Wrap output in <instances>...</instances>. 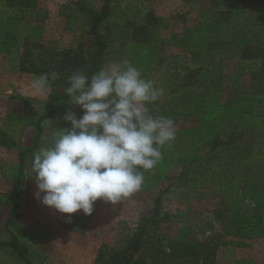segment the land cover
<instances>
[{
	"label": "rangeland",
	"instance_id": "obj_1",
	"mask_svg": "<svg viewBox=\"0 0 264 264\" xmlns=\"http://www.w3.org/2000/svg\"><path fill=\"white\" fill-rule=\"evenodd\" d=\"M80 3L99 8L102 2L38 0L36 10L24 11L16 16L0 10V132L4 131L7 140L14 141L9 147L0 145V197L15 182L20 151L32 144L34 131L31 120L23 115L22 99H29L33 108L39 111L45 106L51 92L50 87L39 94L34 92L30 86L34 74L21 72L18 67L19 59L24 52L34 58H57L59 55L56 53L59 51L75 49L80 42L87 44L90 37L82 30L85 17L78 9ZM201 11L211 14L209 0H197L194 3H186L184 0H113L111 16L100 27L109 40L102 68L122 60L131 61L141 71L143 78L153 80L157 87L164 90L163 95L155 102L157 104L174 97L170 90L177 83L188 82L187 90L205 94L207 123L201 127V131L193 133V117L181 113L174 123L175 141L171 147L161 149L162 160L154 169L145 172V183L140 191L116 204L98 199L91 215H85L82 211L71 214L75 219L72 222L67 220V223L81 232V237L73 242L86 247V251L93 254V261L90 262V255L82 253L78 256L83 260L81 263L94 264L100 251L108 252L132 233L141 215L150 212L155 197L161 192L163 220L158 231L161 241H180L193 234L201 241L216 244V264H264V234L257 238H246L225 232L224 222L231 202L228 195H232V189L242 200L243 209L249 210L253 206V200L240 188L242 181L236 169L234 172H216L219 165L215 164L201 182L199 177L203 165L200 164L198 172L193 164L186 170L185 183L178 181L183 164L187 162L183 155L200 158L207 151V141L215 134L219 133L224 138L235 124L244 127L240 119L229 116L227 109L222 108L224 99L230 96L236 83L247 85L250 81V72L242 67L240 53L235 50L224 54L217 52L214 56L205 58L203 54L191 55L184 48L187 43L184 37L190 29L195 30L198 40L206 36L224 37V28L208 24H205L203 36L197 35L202 32L196 28ZM141 25L146 26V34L140 30ZM134 29H138L139 33L143 32L139 40L143 41L145 38L147 42V46L142 47L139 53L134 51ZM61 104L62 101L56 103L58 107ZM186 105L183 103L180 109ZM79 114L82 115V111ZM255 117L258 119L256 131L264 129V114ZM62 121L48 118L42 122L47 137L53 128L59 130L70 127L68 122ZM263 152L264 135L261 139H255L251 155L242 160V171L239 170L244 172L242 177L252 181L260 179L264 183V161L255 160ZM221 154L230 164L235 160L226 151ZM30 165L31 158L26 156L23 173L26 181L31 175ZM212 172H216L214 177L210 176ZM34 177L35 174L26 182L29 193L23 208L29 214L19 226L12 228L22 237H43V248L45 252H49L50 248H55V242H59L58 234L63 232L59 230L56 218L64 219L68 214L44 206L35 198L37 190ZM32 205L36 206V214L30 213L33 212ZM6 237L7 233L0 224V239ZM65 243L64 245H70V242ZM29 258L39 262L38 256L30 250ZM60 259L54 257L53 253H48L45 263L60 264ZM0 262L17 263L20 259L0 247Z\"/></svg>",
	"mask_w": 264,
	"mask_h": 264
},
{
	"label": "trees",
	"instance_id": "obj_2",
	"mask_svg": "<svg viewBox=\"0 0 264 264\" xmlns=\"http://www.w3.org/2000/svg\"><path fill=\"white\" fill-rule=\"evenodd\" d=\"M186 3H194L197 0H184ZM99 8H92L85 3L78 5L79 11L85 17L83 32L90 37L89 42L78 43L75 49L62 50L56 53L57 58H34L24 52L18 62L19 70L23 73L34 75L57 73V79L50 81L51 92L47 96L44 110L37 112L29 99H22L23 115L31 120L33 137L31 146L19 153L18 171L12 189L0 197V205L8 208L9 216L3 223V230L8 233V239H0V247L9 250L20 259V262H0V264H41L30 260L29 250L25 244L10 229V224L20 214L18 198L23 194L24 188V159L29 156L32 161L33 154L43 144L47 137L42 127V122L48 118L54 121L63 120L66 111H72L79 118L81 109L71 105L65 89L69 86L68 77L77 71H84L91 76L102 68L103 59L108 53L109 40L107 34L100 30L101 25L111 16L113 0H101ZM211 14L201 11L197 19V29L205 33V24L224 28L222 38L205 37L198 40L195 30L187 31L184 40V48L191 55H201L205 58L214 56L217 52L222 54L235 50L240 53L242 67L250 72L249 84L238 82L231 91L229 97L223 101L222 108L227 109L231 117L242 121L244 127L234 125L233 129L224 138L217 133L207 141V151L200 158H191L183 155L187 162L183 164L182 172L178 177L180 183H185L186 170L195 164L199 172L200 164L203 165L200 180L206 177L208 170L213 165H219L216 172L237 170L241 183V189L253 200V206L249 210L243 209L241 199L232 189V195H228L231 201L228 206V217L224 222L225 232L230 235H239L246 238H257L264 234V183L260 179L253 181L242 177L241 162L252 153L255 139L263 138L264 129L256 131L258 119L255 116L264 114V0H209ZM38 0H0V10L10 12L16 16L24 11L37 9ZM140 30L145 33L146 26L141 25ZM138 29L133 30L135 38L134 51L139 53L141 48L147 46V42L139 40L142 33ZM146 34V33H145ZM188 82H181L170 90L174 97L168 101L150 105L155 115L169 117L175 123L181 113L193 117L194 125L191 132L201 131V127L207 123L206 100L203 92H191L187 90ZM182 89V91H181ZM57 101H62L58 107ZM186 103V107L180 109ZM71 105V106H70ZM14 141L7 140L6 133L0 132V145L12 146ZM226 151L235 159L232 164L222 156ZM162 152V150H161ZM255 158V156H253ZM190 160V161H189ZM256 161H264V152ZM223 162V163H220ZM208 166V167H204ZM220 165L222 166L220 168ZM264 165H262V169ZM216 172L210 173L211 177ZM204 180V179H203ZM231 181L233 178L230 179ZM160 192L154 199L153 207L148 213H143L136 223L134 231L124 237L117 246L108 252L100 251L94 264H216L217 246L213 242L201 241L195 235L190 234L183 240H172L164 243L158 236L160 223L163 220L161 212ZM67 228H75L71 224H65Z\"/></svg>",
	"mask_w": 264,
	"mask_h": 264
},
{
	"label": "clouds",
	"instance_id": "obj_3",
	"mask_svg": "<svg viewBox=\"0 0 264 264\" xmlns=\"http://www.w3.org/2000/svg\"><path fill=\"white\" fill-rule=\"evenodd\" d=\"M57 73L34 75L31 88L42 93ZM65 89L77 118L66 111L70 127L53 128L33 154L35 198L69 216L91 215L99 199L116 204L140 191L145 172L162 160L161 149L171 147L176 128L171 118L152 113L150 105L163 89L145 79L131 61L114 62L91 76L77 71ZM70 105V106H71Z\"/></svg>",
	"mask_w": 264,
	"mask_h": 264
},
{
	"label": "crops",
	"instance_id": "obj_4",
	"mask_svg": "<svg viewBox=\"0 0 264 264\" xmlns=\"http://www.w3.org/2000/svg\"><path fill=\"white\" fill-rule=\"evenodd\" d=\"M43 110H44V106L39 111H37V110L36 111L41 113ZM1 175L2 174L0 173V176ZM29 179H30L29 176H28L27 181H26V178H24L23 194L18 198V202L20 204V214H19V217L10 224V229L12 230V232L18 237L20 242H22L23 244H25L27 246L28 250H30L32 253H34L38 256V258H39L38 261L41 264H47V263H45V259H46V254H48V253H53L54 257H60L61 258L60 264H90V263H81L83 260L78 256H81L82 253L86 256V254L88 253L90 255V262H91V261H93V254L86 251L87 250L86 247H83L80 244H75L73 242L74 239L78 240V238L81 237V232L76 228L70 229V228H67L65 226V224H69V223H67L68 221L72 222V220L75 219V217H72V215H70V216L68 215V217H65L64 219H63V217H61V218L57 217L56 218L57 219L56 221H57L58 226H59V230L61 229L63 232H62V234H58L59 235V240H58L59 242L56 241L55 242V248L52 250L50 248L49 252H45L46 250L43 248V243H44L43 237H37V236H35V237L34 236H28L27 237L25 235H24V237H22L20 234L16 233L15 230L12 228L13 226H19L20 222L22 223L24 221V218H26V215L29 214L28 212H26V210H24L25 208H23L24 200H25V198H27L26 196L29 193V190L27 191L28 185L26 183V182L30 181ZM34 186L36 188V185H34ZM11 189H12V186L8 187L4 191V193H6L7 191H9ZM32 206H33V212H30V213L36 214V209H35L36 206L35 205H32ZM8 216H9L8 208L5 205H0V224L2 225V227H3V223L8 218ZM60 216H61V214H60ZM83 236H85V235H83ZM8 237L9 236L7 233V237L3 238L2 240H6V239H8ZM65 241L70 242V245L67 246L69 243L67 245H64V244H66ZM84 251H86V252H84Z\"/></svg>",
	"mask_w": 264,
	"mask_h": 264
}]
</instances>
